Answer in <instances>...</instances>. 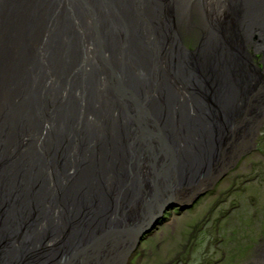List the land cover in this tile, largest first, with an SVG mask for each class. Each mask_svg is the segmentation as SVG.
Returning a JSON list of instances; mask_svg holds the SVG:
<instances>
[{
  "label": "bare ground",
  "instance_id": "6f19581e",
  "mask_svg": "<svg viewBox=\"0 0 264 264\" xmlns=\"http://www.w3.org/2000/svg\"><path fill=\"white\" fill-rule=\"evenodd\" d=\"M206 1L0 0V63L19 81L6 69L0 76V264H123L118 256L128 262L174 211L191 210L261 154L264 16L246 11L264 0ZM254 20L260 26L251 31ZM60 21L62 34L73 36L58 47L49 23ZM76 69L84 86L73 80ZM220 95L228 97L225 106ZM168 112L183 118L185 129L172 125L178 136L172 142L161 126ZM207 112L214 129L205 124ZM154 122L155 138L141 133L148 141L139 149L138 132ZM116 123L125 125L126 137L112 143ZM111 155L121 157L117 165L144 172L148 185L157 159L153 204L159 209L142 207L150 204L147 184L138 199L130 188V197L119 178L109 177L111 169L92 165L108 167ZM88 181L90 196H82L78 186ZM193 194L196 201L189 198L187 206L183 198ZM182 203L185 208L177 207ZM140 216L151 221L140 225ZM113 228L119 238L113 234L104 245V232ZM259 252L264 239L244 264H264Z\"/></svg>",
  "mask_w": 264,
  "mask_h": 264
},
{
  "label": "rangeland",
  "instance_id": "374dc122",
  "mask_svg": "<svg viewBox=\"0 0 264 264\" xmlns=\"http://www.w3.org/2000/svg\"><path fill=\"white\" fill-rule=\"evenodd\" d=\"M263 143L261 154L242 163L214 194L182 214L174 211L172 221L149 234L127 264H244L264 239Z\"/></svg>",
  "mask_w": 264,
  "mask_h": 264
},
{
  "label": "water",
  "instance_id": "95a60500",
  "mask_svg": "<svg viewBox=\"0 0 264 264\" xmlns=\"http://www.w3.org/2000/svg\"><path fill=\"white\" fill-rule=\"evenodd\" d=\"M204 2H207L206 0H200V3L201 4H203ZM240 2V1H239ZM241 5H243V2H241L240 3ZM239 3H237V8H240L239 7V5H240ZM111 6V5H110ZM249 7V6H248ZM139 10H140V7H136V9L134 10L137 14H138V12H139ZM247 13H251V12H254V17L252 16V18H256V17H262V16H264V5L262 6V7H260L259 9H257V10H254L253 8L252 9H250V8H248V10L246 11ZM146 16H144V20H142V22L144 21L145 22V24H147L146 23V18H145ZM242 16H240L239 18H241ZM141 19V18H140ZM261 20H263V19H261ZM237 21H239L238 19H237ZM259 21V20H258ZM148 22V21H147ZM49 24H52L56 29H54V30H52V32L50 33V34H52V33H54V32H56L57 33V35H58V37H56V42H57V46L58 47H60V45L62 46H66V43H70V40H72V36H73V34L72 33H70V34H62V30H60V29H62L61 27H64V25H62V22L60 21V22H58V23H52V22H50ZM128 25V24H127ZM127 25H124V28L126 29L127 28ZM132 25V24H131ZM143 26H144V24H143ZM260 26V24L259 23H257L255 20L253 21V23L251 24V31H253V30H257V29H254V28H256V27H259ZM132 28H133V30H132V32L134 33L133 35H134V37L138 40V41H140V43H141V45H146V47H147V42H146V39H145V36L144 37H142L141 38V35H142V32H141V29H140V27H135V28H138V30L141 32H136V30L134 29V26L132 25ZM122 29V28H121ZM123 30V29H122ZM248 32H249V30H248ZM136 33V34H135ZM106 34V33H105ZM116 34H117V37H118V35H119V32H117L116 31ZM137 36V37H136ZM133 37V38H134ZM85 38V37H84ZM120 38V37H119ZM142 43H145V44H142ZM22 45H23V43H21ZM69 45V44H68ZM148 48V47H147ZM69 50V49H68ZM70 52H71V49L69 50ZM69 51L67 52V54H69ZM67 54H64V58H66L67 57ZM75 56H76V54H74ZM134 55V54H133ZM77 57V56H76ZM82 59V58H81ZM80 59V60H81ZM83 61V60H82ZM7 67H8V64H6V62H3V63H0V76H1V74L3 73V72H5V69H6V71L8 72V73H6V75L7 76H9V75H12L14 72H10V71H8L7 70ZM3 70H2V69ZM75 72H77V74L76 73H74L75 74V76H74V79L73 80H75L76 79V81L78 80L80 83H82V85L84 86V75L80 72H78V69H76V70H74ZM17 77H18V74H17V72L15 73V75H13V76H9V78H11V79H14V82L16 83V81H18L17 80ZM0 83H1V81H0ZM18 83H19V81H18ZM0 87H1V84H0ZM19 87V86H18ZM18 87H16V88H12V89H17ZM24 88H26V87H24L23 86V89ZM114 89H115V91H117V90H120V88H118V87H116V86H114ZM0 91H3V90H1L0 89ZM162 91H165V92H167V90L165 89V90H162ZM71 92V91H70ZM174 95L176 96L177 95V93L176 92H174ZM228 97L226 96H224V95H220V101L222 102V104H224V106H225V104H227L228 103V99H227ZM122 99V98H121ZM225 108V107H224ZM221 109V108H220ZM136 113H137V111H136ZM134 114V115H137V114ZM165 113V112H164ZM204 113H206V112H204ZM152 114V113H151ZM171 113H167V115L165 114V117H164V119L162 120V122L161 123H163L161 126H163V125H165L164 126V128H167L168 129V131L171 133V135L170 134H168L167 135V137H168V141L167 142H172L174 139H177L178 138V136H175V134L174 133H176V131L174 130V127H175V129H177V130H181V132H184L185 131V129H184V126H183V124H182V119L183 118H181V117H178V115H175V114H172V115H170ZM212 114L213 113H208L207 112V116L204 118V121H206L205 122V124L206 125H209V129H214L217 125L216 124H214L215 122H212L211 120H210V117L212 116ZM175 115V116H174ZM78 116V115H77ZM122 117H124V114H122L121 115ZM172 116H174V119L171 121V124L168 122V120L167 119H170V117H172ZM149 118L151 119V115L149 116ZM187 117H185V119H186ZM125 120V119H124ZM186 120H188V118L186 119ZM190 120V119H189ZM188 120V121H189ZM199 120H201V121H199V124H200V122H202V120H203V118H199ZM126 122V125L129 123V120H127V121H125ZM124 123V122H123ZM123 123H116V124H114L113 126L114 127H116L115 128V130H113V131H115V133L113 134H111L110 133V135L112 136V138H113V141H112V143H114V142H118V139L119 138H124V137H126L125 135H124V133H125V128H124V126L125 125H123ZM203 123V122H202ZM187 124H189L191 127H194L193 129H195V130H200L201 128H200V126H202L203 124H200L199 126L198 125H196V123H192V122H188ZM93 125V124H92ZM172 125H174V127L172 126ZM146 125L145 124H143V131H145V132H142V131H139L138 132V135H137V138L138 139H140V141L138 142V146H139V149L141 148V146L142 145H144V144H142V142H146V141H148V140H146L145 138H143V137H146L144 134H148V135H150L151 137H153V138H155V135H154V130H155V126L156 127H159L158 125H157V122H154L153 123V125L151 124V125H149L150 127H149V129H148V126L147 127H145ZM189 126V127H190ZM191 129V128H190ZM141 133H144V134H141ZM172 133L174 134V136L172 135ZM184 134V133H183ZM182 134V135H183ZM124 135V136H123ZM194 135V134H193ZM108 139H109V135H107L106 136ZM182 139V138H181ZM182 140H185V139H182ZM135 142H137V140L135 141ZM255 148V147H254ZM253 147H251L250 149H254ZM250 149H248V150H250ZM247 152H245V153H243L242 155H240L238 158H236L235 160L236 161H238L239 159H241V157L243 156V155H245ZM112 157V162H111V164L108 166V167H106L107 165L105 164L104 166H102V165H99V162L98 161H96V160H94L95 161V163H93L92 165H95V166H101L98 170L99 171H102V170H104V168H106V169H111L112 171H113V173L111 174V175H109V177L111 178V179H113V178H119V180H117V179H115V182H117V183H119V185L121 184V185H123L122 187L124 188L122 191L125 193V195L126 194H129V192H132L131 190H130V188L132 189H134V191L136 192V194H133V195H135L136 196V198L138 199V198H140L139 196H140V194L142 193L141 191H142V188H143V185H142V183H144V184H147V177L146 176H143V173L144 172H138L137 170H136V166H134V168H132V169H130V168H128L126 165H125V162H121L120 164H118L117 165V162L121 159V157H119V158H115L113 155H111ZM94 159V158H93ZM119 159V160H118ZM140 160H145L146 159V157L145 156H143V158H139ZM155 160H157V159H154L153 160V163H154V165H155V167L153 168V170L150 168V175H149V185L147 184L146 186L148 187V191L150 192V196H149V200H150V204L149 203H144L143 205H142V207L143 208H146V210L148 209V210H150L152 213L153 212H155L157 209H159L158 208V205L156 206V204H153V201L154 202H157V197H159V196H157V195H155V194H153V191L155 190V188H154V181L156 180V174H155V172H156V170H157V168L159 167V163H156L155 164ZM96 167V168H97ZM157 173V172H156ZM95 174V173H94ZM96 175V174H95ZM153 175V176H152ZM151 176V177H150ZM121 179V180H120ZM169 179V178H168ZM101 180V179H100ZM168 182V185L166 186V189H165V192L166 193H169L170 191H171V189H170V181L168 180V181H166V183ZM103 183L102 182H99V186L100 185H102ZM89 181L87 182V183H85V185H81V186H78V189H79V191H80V193L82 192V196L83 195H87V196H90V190H89ZM167 187H169V188H167ZM195 193V192H194ZM130 195V197L132 196V194H129ZM139 195V196H138ZM153 195H155V197H153ZM196 195V194H195ZM194 194L193 195H191V196H189V197H187V198H183L184 200V202H186V204H187V206L189 205L188 204V202H193V201H196V196H195ZM81 196V197H82ZM90 198V197H89ZM190 198V200L187 202L186 200H188ZM178 203H180V201H178L177 200V202H176V204H178ZM183 207V208H185V205L182 203L181 205H178L177 207ZM186 206V207H187ZM107 215V214H106ZM105 215V216H106ZM147 220V221H146ZM145 220V218H143V217H139L138 218V220H137V223H139L140 225H144L145 223H149V221H151V219H146ZM38 221H40V220H38ZM43 221H44V219H43ZM111 221H112V219H111ZM135 226H133V228H134ZM82 228H84V227H82ZM140 230H141V228H140ZM140 230H138L139 232H140V234H142L143 233V231H145V229H143V231H140ZM147 231V230H146ZM135 233H137V231H134ZM120 233V231L118 230L117 232H116V230H115V228H113L112 229V232L110 231V230H108V233L107 232H104V240H102V241H100L101 243H103L104 245H106L105 244V242H107L108 240H112L111 239V237H112V235L113 234H116V239H118L119 238V236H117V234H119ZM139 234V235H140ZM99 237V236H98ZM61 249V251H63L64 249L63 248H68V247H66V246H64V245H61V247H60ZM78 250H83L82 249V247L81 248H78ZM79 253L81 254V253H83V252H81V251H79ZM131 253H132V250H129L127 253H126V255H128V256H130L131 255ZM82 255V254H81ZM117 256V255H116ZM128 256H127V258H128ZM119 258H117V260L119 261V262H121V263H123V264H125V263H127V260L128 259H124L125 257H123V256H118Z\"/></svg>",
  "mask_w": 264,
  "mask_h": 264
}]
</instances>
